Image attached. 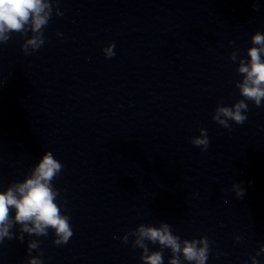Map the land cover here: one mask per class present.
<instances>
[{
  "label": "water",
  "instance_id": "95a60500",
  "mask_svg": "<svg viewBox=\"0 0 264 264\" xmlns=\"http://www.w3.org/2000/svg\"><path fill=\"white\" fill-rule=\"evenodd\" d=\"M256 32L264 0H59L37 52L21 48L31 32L12 33L0 44V191L52 152L73 235L60 246L51 229L5 239L0 264H26L29 240L42 264H142L135 238L122 237L161 222L181 240L206 236V264H251L264 245V103L246 101L247 120L231 130L212 115L242 99L229 57L247 60ZM201 128L205 151L190 142Z\"/></svg>",
  "mask_w": 264,
  "mask_h": 264
},
{
  "label": "clouds",
  "instance_id": "9594fccd",
  "mask_svg": "<svg viewBox=\"0 0 264 264\" xmlns=\"http://www.w3.org/2000/svg\"><path fill=\"white\" fill-rule=\"evenodd\" d=\"M58 3L59 0H0V44L7 43L12 33L23 37L31 32L32 35L24 40L21 48L25 55L37 52L46 42L44 28L52 17L54 5ZM254 10H259L258 5L254 4ZM55 14L63 15L58 7ZM232 43L229 41V44ZM251 43L253 46L247 49V60L239 58L237 51H233L229 57L233 62L239 59L237 72L242 79L235 81V87L242 99L231 106L218 105L212 115L213 121L229 130V121L242 125L247 120L246 112L249 109L246 101L253 102L256 107L264 103V34H253ZM114 48V43L103 48L106 58L115 55ZM199 132L200 135L192 137L190 142L205 151L210 142L207 130L201 128ZM63 167L52 152L46 151L22 182H13L6 190L0 191V244L5 239L23 242L25 233L47 237L50 229L55 236L53 244L60 246L68 243L73 235L70 217L62 214L61 205L57 203L59 191L52 184ZM232 191L238 199H242L246 192L240 184H233ZM16 225H19L18 233L12 231ZM130 236L135 238L133 247L142 250V264H164L165 248L171 252L168 264H184L185 261L187 264H206L211 251V242L206 236L181 240L166 222H161L158 227L140 224L125 233L122 241L127 244ZM235 239L239 241L242 237L236 236ZM146 241L158 244L160 250L150 251ZM39 244V240H29L26 264H42V252L32 255L34 250H39ZM261 253H264V245L260 246L255 256L249 257L251 264H260L256 257Z\"/></svg>",
  "mask_w": 264,
  "mask_h": 264
}]
</instances>
